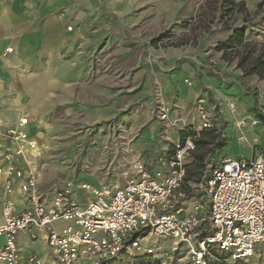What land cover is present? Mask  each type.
I'll list each match as a JSON object with an SVG mask.
<instances>
[{
	"label": "rangeland",
	"instance_id": "rangeland-1",
	"mask_svg": "<svg viewBox=\"0 0 264 264\" xmlns=\"http://www.w3.org/2000/svg\"><path fill=\"white\" fill-rule=\"evenodd\" d=\"M206 1L193 5L184 0H0V14L9 11L18 26L28 23L29 27L44 29L49 43L43 70L62 69L63 74L46 81L57 85L61 80L69 86L58 102H49V110L32 107L29 112L33 119L25 120L23 129L37 147L26 146L24 156L16 160L26 172L40 175L42 191H53L66 181L80 180L79 177L89 184L93 182L91 177H98L106 189L113 191L127 180L133 162L141 159L153 170L169 163L182 135L191 131L185 140L199 127L197 99L190 109L182 108L174 98L168 99L165 84L159 78L179 65L167 63L170 51L177 48L174 45L189 35L190 51L179 61L187 59L193 65H205L211 75H216L218 60L222 58L218 40L227 32L240 28L246 41L255 43L257 48L264 45V0H238L245 1L247 14L224 15V7L212 4L206 10L215 18L211 30H193L194 19ZM27 35L19 40H28ZM202 37L211 42L199 50ZM153 39L158 42L152 45ZM127 40L138 42L139 49L132 51ZM142 44L147 47L139 55ZM10 52L14 50L9 47L4 53ZM49 57L56 61L47 62ZM28 71L26 67L24 72ZM250 76V84L240 78L237 88L224 87L230 94L223 97L228 114L221 107V100L210 96L219 128L208 130L212 137L203 138L204 131L195 140H206L200 150L198 145L194 150L204 158L200 178L224 157L252 159L253 154L264 155V79L256 74ZM185 83L193 84L190 79ZM9 98L14 99L15 94ZM20 100L25 104L18 97L14 106L21 107ZM94 104L107 105L108 112L111 110L106 120H97ZM162 109L166 110L165 118ZM0 140L7 143L6 151L15 149L13 140ZM31 140L26 138L25 142ZM193 154L188 156L187 165L194 161ZM208 202L205 199L203 203L204 216ZM142 241L146 250L123 255L109 264H195L188 247L175 239L148 236ZM17 242L25 259L35 254L41 264H57L41 236L34 239L22 234ZM207 254V264H264V244L257 245L248 259H237L217 247H211Z\"/></svg>",
	"mask_w": 264,
	"mask_h": 264
},
{
	"label": "built area",
	"instance_id": "built-area-1",
	"mask_svg": "<svg viewBox=\"0 0 264 264\" xmlns=\"http://www.w3.org/2000/svg\"><path fill=\"white\" fill-rule=\"evenodd\" d=\"M195 110L199 127L177 145L169 163L152 170L141 159L133 162L124 185L114 191L81 180L42 191L40 175L26 172L16 160L24 156L26 146H36L23 129L26 121L10 129L0 124V137L16 146L4 154L6 170L0 168L6 175V192L0 193V263L41 264L35 254L25 259L17 242L20 235L36 236V232L57 264H109L146 250L142 240L148 236L185 244L195 264H207L211 247L237 259L252 257L257 245L264 244V155L224 157L200 180L187 182V160L196 148L195 140L204 130L219 128L209 98H198ZM162 112L165 118L166 110ZM26 138L34 144H23ZM16 180L25 201L22 210L10 195ZM77 189L91 193L84 203L77 200ZM205 199L209 201L206 216Z\"/></svg>",
	"mask_w": 264,
	"mask_h": 264
},
{
	"label": "crops",
	"instance_id": "crops-1",
	"mask_svg": "<svg viewBox=\"0 0 264 264\" xmlns=\"http://www.w3.org/2000/svg\"><path fill=\"white\" fill-rule=\"evenodd\" d=\"M202 1L203 0H184V3L194 5L196 3H202ZM26 34H28V40H19V37L23 35L26 36ZM233 34L234 32H227L226 35L222 36V39L218 41H226ZM52 40L54 41L55 39L53 38ZM127 42L129 43V47L132 51L139 49L137 46L138 42L133 40H127ZM181 42H183L182 45L179 44L177 48L170 51V57L167 60V63L170 66L174 63H178L179 65L177 67H171L169 72H172L169 74L168 71L165 73L166 71L164 70L165 72L162 73L161 76L158 75L160 80L165 84L168 99L174 98L177 104L182 106V108L190 109L196 99L205 96L210 100L211 96L217 101L221 100V107L226 109L228 114L229 111L223 97L230 94L225 92L224 87L237 88V80L240 78L250 84L251 76L244 75L242 73L241 69L238 68V60L236 58L234 61H227L220 58L218 60L219 64L217 66V70L214 72L216 75L207 73L205 65H193L187 59L179 61L185 52L190 51V47L187 45L189 42ZM210 42V39L202 37L198 43L199 50L205 49L206 46H210L208 44ZM48 43L49 41H46L44 29L42 27H40V29L38 27H29L28 23L23 25L19 24L18 26L14 23L9 11L0 14V124L3 128L10 129L12 127H16L21 120H32V114L29 112L32 107L35 110L39 109V107L40 109L49 110V102L51 101L52 104L56 100V102H58V100L62 97L61 95L67 91L66 89H68L69 86L63 85L64 81L60 80L57 85L51 81L50 84H48L49 81H46L47 78L56 79L58 76H63L62 69L57 71L56 69H49L47 71L43 70L46 68L44 65V57L47 51L46 44ZM50 45L51 44L48 46ZM9 47L13 48L14 52L5 54L4 52ZM146 47L147 46H145V44L141 45L139 55L145 52ZM208 48L209 47H207V49ZM48 60L49 61L47 62H51L53 64L56 61V58L49 57ZM57 63L61 66L60 60H57ZM26 67L29 70L28 72H24ZM19 70H22L23 72L20 73ZM158 71L161 72L162 70L158 68ZM223 75L226 78H224ZM186 79L192 80L193 84L189 86L185 83ZM75 87L76 86H74V88ZM14 94V99L9 98L10 95ZM36 94L39 95V98L33 97ZM26 95L28 96L27 99L25 98ZM108 96L112 95L109 94ZM18 97H22L25 101L24 104L23 100H20V103H23L21 107L14 106L17 103ZM223 101L225 102V106ZM106 106L107 105L103 104H94L92 106L94 109L93 113L97 114V120H106L108 115L111 113V110L109 111L110 113L108 112V107ZM5 144L7 143L4 140H0V168L3 171H5L8 166L4 155L6 152L4 147ZM5 178V173H0V193L6 192ZM79 178L81 181L88 183L85 179H82L81 177ZM91 179L93 182L90 185L94 188H100L104 184L98 177H91ZM20 184L21 182L16 180L15 189L12 194H10L11 198L15 200L18 210H22L25 207L24 197L19 191ZM90 195L91 193L87 195L84 191L78 189L76 190V198L81 203H84L86 198ZM36 234V236H31V234L29 235L32 238L37 239L40 235L38 232H36ZM42 241L44 242L43 238ZM44 245L45 248H47L46 242H44Z\"/></svg>",
	"mask_w": 264,
	"mask_h": 264
},
{
	"label": "trees",
	"instance_id": "trees-1",
	"mask_svg": "<svg viewBox=\"0 0 264 264\" xmlns=\"http://www.w3.org/2000/svg\"><path fill=\"white\" fill-rule=\"evenodd\" d=\"M103 1V0H101ZM214 4L216 5H221V7H224V10L227 12L224 15L231 14L233 15L234 13H245L247 14V7L245 1H238V0H207L204 6H201L200 8V14L197 16L194 21L195 24L193 25V30H201V31H206L209 32L211 29V24L214 23L215 18H212L208 13H206V10L209 6ZM195 32V31H194ZM245 32H242L241 29H237L234 34L229 37L226 41L219 42L218 43V50H221L222 53V59L231 61L230 59H233L234 57L237 58L238 60V68L241 69L242 73L244 75H250V74H256L259 76L261 79H264V45H261V48H257L255 43L248 42L245 39ZM185 41L184 42H189L190 41V36L185 35ZM198 38V36H195ZM164 39V37H163ZM163 39H160L163 40ZM158 40L153 39L152 45L157 43ZM179 44H183V42H179L175 44L174 46H179ZM195 45V43H194ZM259 46V45H258ZM205 131V132H204ZM203 133V138L205 137H212V134L208 130H204ZM191 133V131H188L187 133L183 134L181 137V142L184 141V138ZM197 146V149L200 150L204 146V143L206 140L203 141H195ZM194 153V161L187 165V179L186 181H198L201 178L199 177V173L201 172L203 166H204V158L203 154L201 153H196L195 151L192 152ZM207 228V227H206ZM207 231V230H206Z\"/></svg>",
	"mask_w": 264,
	"mask_h": 264
},
{
	"label": "bare ground",
	"instance_id": "bare-ground-1",
	"mask_svg": "<svg viewBox=\"0 0 264 264\" xmlns=\"http://www.w3.org/2000/svg\"><path fill=\"white\" fill-rule=\"evenodd\" d=\"M25 140H26V139H25ZM25 140H22V141H23V144H26V143L29 144V145H30V144H34L33 141H26V142H25ZM35 147H36V146H35ZM35 147H34V148H35Z\"/></svg>",
	"mask_w": 264,
	"mask_h": 264
}]
</instances>
